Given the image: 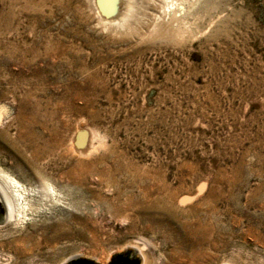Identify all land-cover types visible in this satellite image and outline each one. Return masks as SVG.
Here are the masks:
<instances>
[{
  "label": "rangeland",
  "instance_id": "obj_1",
  "mask_svg": "<svg viewBox=\"0 0 264 264\" xmlns=\"http://www.w3.org/2000/svg\"><path fill=\"white\" fill-rule=\"evenodd\" d=\"M120 1L0 0V264H264V0Z\"/></svg>",
  "mask_w": 264,
  "mask_h": 264
},
{
  "label": "water",
  "instance_id": "obj_2",
  "mask_svg": "<svg viewBox=\"0 0 264 264\" xmlns=\"http://www.w3.org/2000/svg\"><path fill=\"white\" fill-rule=\"evenodd\" d=\"M0 215L3 218L0 224H4L7 219V211L1 195H0ZM68 264H98V263L87 258H74ZM109 264H140V259L133 250L128 249L123 253L113 255Z\"/></svg>",
  "mask_w": 264,
  "mask_h": 264
},
{
  "label": "bare ground",
  "instance_id": "obj_3",
  "mask_svg": "<svg viewBox=\"0 0 264 264\" xmlns=\"http://www.w3.org/2000/svg\"><path fill=\"white\" fill-rule=\"evenodd\" d=\"M95 1V0H94ZM98 1V6H97V8L98 9H101L102 10V12H104L105 13V15L106 16H109V17H111L112 16V14L111 13H113V11H114V9H115V7L118 9V5H120L119 3L121 2L120 0H97ZM96 3V2H95ZM98 12L100 13L101 11H99L98 10ZM114 13H115V11H114ZM113 13V14H114ZM261 81V80H260ZM264 125V124H263ZM263 133V132H262ZM1 190H3V186H2V184H1V182H0V192H1ZM3 196V195H2ZM9 200H10V198H9ZM11 205V206H10ZM8 208V213L9 214H11L12 213V203H11V201H10V204H9V206H7ZM10 207V208H9ZM20 251V250H19ZM26 252V251H25Z\"/></svg>",
  "mask_w": 264,
  "mask_h": 264
},
{
  "label": "flooded vegetation",
  "instance_id": "obj_4",
  "mask_svg": "<svg viewBox=\"0 0 264 264\" xmlns=\"http://www.w3.org/2000/svg\"><path fill=\"white\" fill-rule=\"evenodd\" d=\"M2 220H3V218H2L1 215H0V222H2Z\"/></svg>",
  "mask_w": 264,
  "mask_h": 264
}]
</instances>
